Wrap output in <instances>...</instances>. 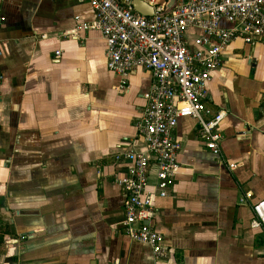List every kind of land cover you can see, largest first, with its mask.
<instances>
[{
	"label": "crops",
	"instance_id": "obj_1",
	"mask_svg": "<svg viewBox=\"0 0 264 264\" xmlns=\"http://www.w3.org/2000/svg\"><path fill=\"white\" fill-rule=\"evenodd\" d=\"M94 18L88 0H0V223L18 237L0 264H264V231L250 224L264 196V39L232 40L207 85L206 105L226 110L221 156L195 118L177 120L179 166L153 219L171 252L155 259L122 231L113 174L116 152L145 147L136 123L151 73L109 69L101 32L81 25Z\"/></svg>",
	"mask_w": 264,
	"mask_h": 264
},
{
	"label": "built area",
	"instance_id": "obj_2",
	"mask_svg": "<svg viewBox=\"0 0 264 264\" xmlns=\"http://www.w3.org/2000/svg\"><path fill=\"white\" fill-rule=\"evenodd\" d=\"M147 1L154 5L151 15L138 12L127 0H88L95 18L81 25L101 32L106 66L123 80L137 67L151 73L136 123L145 147L129 146L116 152L113 174L123 193L122 231L149 245L153 257L160 259L168 257L171 248L153 224L154 200L168 194L179 166L181 142L174 134L177 120L195 118L207 148L221 156V122L226 110L206 105L207 85L232 40L241 38L254 44L264 39V0H176L165 13H159L163 4ZM191 26L198 32L188 41L186 30ZM60 52L55 50L57 56ZM3 76L0 68V82ZM152 166L156 178L150 187ZM228 166L234 168L236 163L228 161ZM250 207L251 226L264 231V196L253 200ZM17 238L3 236L6 243Z\"/></svg>",
	"mask_w": 264,
	"mask_h": 264
},
{
	"label": "water",
	"instance_id": "obj_3",
	"mask_svg": "<svg viewBox=\"0 0 264 264\" xmlns=\"http://www.w3.org/2000/svg\"><path fill=\"white\" fill-rule=\"evenodd\" d=\"M135 10L142 14L151 15L154 13V5L147 0H127ZM176 3V0H165L163 8L159 13H165L169 11Z\"/></svg>",
	"mask_w": 264,
	"mask_h": 264
},
{
	"label": "trees",
	"instance_id": "obj_4",
	"mask_svg": "<svg viewBox=\"0 0 264 264\" xmlns=\"http://www.w3.org/2000/svg\"><path fill=\"white\" fill-rule=\"evenodd\" d=\"M10 229L8 225L0 223V241L3 239L4 233L9 232Z\"/></svg>",
	"mask_w": 264,
	"mask_h": 264
},
{
	"label": "rangeland",
	"instance_id": "obj_5",
	"mask_svg": "<svg viewBox=\"0 0 264 264\" xmlns=\"http://www.w3.org/2000/svg\"><path fill=\"white\" fill-rule=\"evenodd\" d=\"M3 239L0 241V249H2Z\"/></svg>",
	"mask_w": 264,
	"mask_h": 264
}]
</instances>
